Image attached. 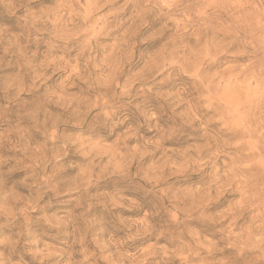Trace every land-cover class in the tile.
I'll return each instance as SVG.
<instances>
[{
    "label": "rangeland",
    "instance_id": "obj_1",
    "mask_svg": "<svg viewBox=\"0 0 264 264\" xmlns=\"http://www.w3.org/2000/svg\"><path fill=\"white\" fill-rule=\"evenodd\" d=\"M0 264H264V0H0Z\"/></svg>",
    "mask_w": 264,
    "mask_h": 264
}]
</instances>
